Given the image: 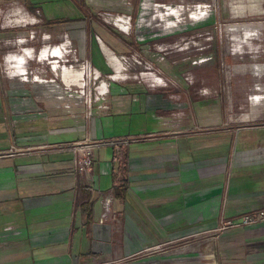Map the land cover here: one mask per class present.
<instances>
[{"label":"crops","instance_id":"obj_1","mask_svg":"<svg viewBox=\"0 0 264 264\" xmlns=\"http://www.w3.org/2000/svg\"><path fill=\"white\" fill-rule=\"evenodd\" d=\"M32 1L37 4L40 0ZM68 1H73L76 11L70 16L82 17L87 12L80 5L83 0ZM102 25L108 29L105 24H97L95 30L104 34ZM136 40L139 41L134 39L135 43ZM88 47L99 57L101 53L93 42ZM100 49L111 67L122 64L109 44L102 43ZM88 54L91 56L90 49ZM164 59L160 55L157 64L160 66L163 62L162 70L175 78L178 69L167 66L174 61ZM120 87L123 91L111 89L118 93L113 99L111 94L108 96L109 113L92 118L88 128L83 119L73 122L59 108L46 109L44 125L40 124L38 114L29 123L17 120L15 128L7 127L6 122L3 125L2 121L0 264H94L96 257L111 251L110 239H107L109 226L107 230L95 225L99 223L106 196L110 198L109 206L121 213L122 238H130L125 244L136 247L150 237L153 239L152 236L175 239L180 235L221 230L223 238L215 244V259L209 258L211 253L207 254L210 260L202 264H264L263 224L218 228L224 218L264 206V154L253 152L251 166L240 170L239 158H235L226 137V133L248 125L230 127L222 122L218 126L195 129L194 125L199 126L202 120L193 115L195 108L191 103L189 111L177 114L180 130L170 134L164 130V121L161 124L155 116L176 107L175 100L166 96L170 89L137 87L129 99L124 95L126 88ZM259 97L252 93V98L260 100ZM120 99L124 105L114 103ZM207 103L211 104V112L206 111L207 117L203 120L209 121L213 118V107L211 101ZM0 105L1 113L7 111L4 117H12L7 93L0 95ZM149 112L151 121L143 131L138 130L144 127L139 126V120L124 119ZM250 113L252 117L260 114L256 108ZM220 116L226 117L222 111ZM133 122L138 127L133 129V125L130 131L129 125ZM256 125L264 127V122ZM183 136L189 138L188 144L180 140ZM84 137L99 142L89 153L91 167L74 170L73 151L67 145ZM242 147L244 150L247 146ZM114 150L123 152L124 158L119 160L122 163L117 162ZM230 162L238 168L228 178L231 187L225 190L224 179ZM5 224L9 230L2 232ZM153 242L156 240L147 244Z\"/></svg>","mask_w":264,"mask_h":264},{"label":"rangeland","instance_id":"obj_2","mask_svg":"<svg viewBox=\"0 0 264 264\" xmlns=\"http://www.w3.org/2000/svg\"><path fill=\"white\" fill-rule=\"evenodd\" d=\"M72 2L40 0L36 4L32 0H0V95L8 94L12 113V117L5 118L7 111L1 113L0 105V155L4 153L2 121L3 125L6 122L7 127L15 128L17 120L29 123L30 118L39 115L42 120L39 122L44 125L46 109L59 108L66 113L64 117L73 122L83 119L88 128L92 118L109 113L108 96L111 94L113 99L118 94L112 88L123 91L120 86L126 88L124 95L129 99L137 87L170 89L166 96L175 100L176 107H169L162 116L155 113L170 134L180 130L177 114L189 111L191 103L198 116L194 112L193 115L202 120L199 126L194 125L195 129L222 122L230 127L248 125L226 133L235 158H239L240 170L251 166L254 155L250 154L255 151L264 154V127L256 125L264 122V0H215L214 8L202 18L162 29L144 26L148 22L142 24L144 27L138 25L140 19L134 14L137 0H83L80 5L87 12L82 17L70 16L76 12ZM64 14L70 17L55 18ZM97 24H105L110 30L102 25L105 33L97 32ZM95 35L109 44L122 64L119 61L113 64L116 68L108 64ZM92 42L101 53L100 59L88 47ZM155 55L157 60L161 55L166 58L164 61H174L167 66L178 69L175 78L162 70L163 62L159 66ZM101 79L106 84L102 96L95 88ZM252 93L259 95L260 100L252 98ZM121 99L114 103L124 105ZM207 100L213 107V118L209 121L203 120L206 111L211 112ZM254 108L260 112L257 117L251 116ZM221 111L226 115L224 119ZM124 119L139 120V126L144 127L138 130L143 131L149 127L151 116L149 112ZM138 123L129 125L130 131L137 129ZM188 139L183 136L180 140L188 144ZM243 145L247 146L244 150ZM72 163L74 170H82L75 152ZM234 166L230 162L227 167L225 190L232 185L228 178L233 177ZM102 213L105 219L95 225L107 230L109 226L107 239L111 251L96 257L94 264H202L210 260L207 254L211 253L209 258L215 259V244L223 238L221 230L180 235L175 239L152 236L153 239L150 237L143 245L134 247L125 244L130 238H122L120 211L111 206L105 211L103 206ZM8 230L9 225H3L2 232ZM154 239L156 242L147 244ZM182 246L190 249L184 250Z\"/></svg>","mask_w":264,"mask_h":264},{"label":"built area","instance_id":"obj_3","mask_svg":"<svg viewBox=\"0 0 264 264\" xmlns=\"http://www.w3.org/2000/svg\"><path fill=\"white\" fill-rule=\"evenodd\" d=\"M129 17L127 18V21L129 20ZM128 26H129V23H128ZM117 28L120 29L119 27ZM121 30L126 32L127 29L126 30L121 29ZM94 38L100 49L101 48L99 44L100 39L96 35L94 36ZM105 87H106L105 81L103 79L99 80L95 86V88L97 89V94L102 96V94L106 92ZM88 103H89V99L86 104ZM97 142L99 141L96 139H90V138L88 139L87 137H84L83 139L74 141L67 146L69 149L73 151V153L74 152L76 153L77 163L83 171L88 170L90 168L89 153H90L91 147L95 145ZM109 200L110 198L108 196H106L103 200V206H105V211L108 210L109 208L108 206ZM104 214L105 213H102L99 215L98 217L99 222H102V220L105 219ZM256 222H259L264 225V206L253 208V210H250L245 213H240L237 216L224 218V220L219 221L218 228H224L225 226H239V225H246V224H254Z\"/></svg>","mask_w":264,"mask_h":264},{"label":"water","instance_id":"obj_4","mask_svg":"<svg viewBox=\"0 0 264 264\" xmlns=\"http://www.w3.org/2000/svg\"><path fill=\"white\" fill-rule=\"evenodd\" d=\"M158 7L153 28H172L198 20L214 8L215 0H152ZM160 1V2H159ZM180 1H183L181 3Z\"/></svg>","mask_w":264,"mask_h":264},{"label":"flooded vegetation","instance_id":"obj_5","mask_svg":"<svg viewBox=\"0 0 264 264\" xmlns=\"http://www.w3.org/2000/svg\"><path fill=\"white\" fill-rule=\"evenodd\" d=\"M180 2L183 3V1H180ZM155 5L156 4L152 0H137V3L135 5L136 8H135L134 14L136 15V17L138 15V20L140 19L137 22L140 27L143 26L145 22H148L149 24L147 25L145 24L144 26H147V27L149 26L150 28L153 29V26L156 24V20H153V17L155 16L158 7H161V5H159L158 7ZM134 19H135V16H134Z\"/></svg>","mask_w":264,"mask_h":264},{"label":"trees","instance_id":"obj_6","mask_svg":"<svg viewBox=\"0 0 264 264\" xmlns=\"http://www.w3.org/2000/svg\"><path fill=\"white\" fill-rule=\"evenodd\" d=\"M54 20V19H53ZM121 144H119V146H120ZM116 153V155H118L117 157H116V160H117V162H119V163H122V161H119V160H122L124 157H123V152H121V151H119V152H117V150H114ZM119 155H122V157H119Z\"/></svg>","mask_w":264,"mask_h":264},{"label":"bare ground","instance_id":"obj_7","mask_svg":"<svg viewBox=\"0 0 264 264\" xmlns=\"http://www.w3.org/2000/svg\"><path fill=\"white\" fill-rule=\"evenodd\" d=\"M102 43L104 44V42H102V40H100V43H99V44H100V47L102 46ZM95 76H96V75H95Z\"/></svg>","mask_w":264,"mask_h":264}]
</instances>
